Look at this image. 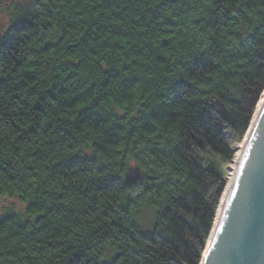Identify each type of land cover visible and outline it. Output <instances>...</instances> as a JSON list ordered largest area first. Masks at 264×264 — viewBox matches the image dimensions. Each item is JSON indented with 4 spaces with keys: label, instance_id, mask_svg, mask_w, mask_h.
I'll return each mask as SVG.
<instances>
[{
    "label": "trees",
    "instance_id": "obj_1",
    "mask_svg": "<svg viewBox=\"0 0 264 264\" xmlns=\"http://www.w3.org/2000/svg\"><path fill=\"white\" fill-rule=\"evenodd\" d=\"M7 21L0 196L23 208L0 211V264H199L264 86V0H32Z\"/></svg>",
    "mask_w": 264,
    "mask_h": 264
},
{
    "label": "water",
    "instance_id": "obj_2",
    "mask_svg": "<svg viewBox=\"0 0 264 264\" xmlns=\"http://www.w3.org/2000/svg\"><path fill=\"white\" fill-rule=\"evenodd\" d=\"M258 117L203 264H264V107Z\"/></svg>",
    "mask_w": 264,
    "mask_h": 264
},
{
    "label": "bare ground",
    "instance_id": "obj_3",
    "mask_svg": "<svg viewBox=\"0 0 264 264\" xmlns=\"http://www.w3.org/2000/svg\"><path fill=\"white\" fill-rule=\"evenodd\" d=\"M262 93H264V86H263L262 90L260 91V95H259L258 99L254 103L253 111L250 115L251 118L248 122L247 127L245 128L246 130L244 131L241 138L232 147V157L229 160V162L226 164V173L224 176L225 182H224L223 187L221 188L222 192L220 193V196L217 200V204H216L215 209H214V213H213L214 216H213V219L211 222V229H210L208 235L206 236V241L204 243L203 248L201 249L202 252H201L199 264H203V261H204L206 255L208 254L210 244L214 238L213 236L215 235V233L217 231V228L219 226L218 224H219L221 217L223 215L222 211H223L225 203H226V198L230 192V187L233 183L234 174H235L236 168L238 166L237 164L239 163V160L242 156L243 148H244L245 144L247 143V139L249 138L250 134L253 131L254 124L257 121V119L259 118L258 116L264 107V96H262Z\"/></svg>",
    "mask_w": 264,
    "mask_h": 264
},
{
    "label": "rangeland",
    "instance_id": "obj_4",
    "mask_svg": "<svg viewBox=\"0 0 264 264\" xmlns=\"http://www.w3.org/2000/svg\"><path fill=\"white\" fill-rule=\"evenodd\" d=\"M31 1L32 0H0V32H2L5 25L7 24V22H8L7 20L9 18L10 13L12 12V10H14V8H17V7H22L25 4H27V2H31ZM240 138L241 137H237L235 135H233L229 138L228 141L230 142L231 151H232V147L234 146V144ZM229 160L225 161L222 164V166H223V170H222V176L223 177L222 178L224 179V182H225L224 176L226 173V164L229 162ZM133 169H135L134 164H133V162H130L129 172H131ZM223 185H222V187H223ZM221 192H222V190H221ZM219 196H220V194H219ZM9 205H11L13 209L21 210L23 208V203L22 202L20 203L17 198L0 196V211H3ZM143 216L145 218H147L148 214L146 211L143 212Z\"/></svg>",
    "mask_w": 264,
    "mask_h": 264
},
{
    "label": "snow or ice",
    "instance_id": "obj_5",
    "mask_svg": "<svg viewBox=\"0 0 264 264\" xmlns=\"http://www.w3.org/2000/svg\"><path fill=\"white\" fill-rule=\"evenodd\" d=\"M4 39H6V37H4L3 35H0V41H3ZM257 91H259V87L257 88ZM262 96H264V93H262ZM136 179H137V173L135 169H133L131 172H129L128 181L133 182Z\"/></svg>",
    "mask_w": 264,
    "mask_h": 264
}]
</instances>
